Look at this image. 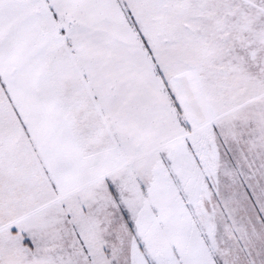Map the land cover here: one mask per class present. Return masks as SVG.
<instances>
[{
    "label": "snow or ice",
    "instance_id": "snow-or-ice-1",
    "mask_svg": "<svg viewBox=\"0 0 264 264\" xmlns=\"http://www.w3.org/2000/svg\"><path fill=\"white\" fill-rule=\"evenodd\" d=\"M0 264H264V0H0Z\"/></svg>",
    "mask_w": 264,
    "mask_h": 264
}]
</instances>
